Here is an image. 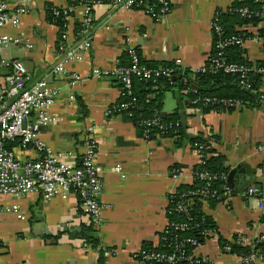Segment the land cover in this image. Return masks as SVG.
<instances>
[{"label":"crops","instance_id":"obj_1","mask_svg":"<svg viewBox=\"0 0 264 264\" xmlns=\"http://www.w3.org/2000/svg\"><path fill=\"white\" fill-rule=\"evenodd\" d=\"M9 1L14 7L27 9V13L18 29L0 31L22 40L10 46L4 56L22 61L34 80L49 76L51 86L63 93L52 109L57 121L41 130V139L49 150L72 153L79 165L86 152V137H92L104 181L101 203L105 224L95 229L75 195L49 202L40 193L18 200L3 199L5 204L19 205L25 220L13 215L1 217L0 264H98L99 249L87 246L82 238L89 227L94 229L92 235L99 248L117 250L105 264H142L134 257L145 245L159 246L160 234L168 224L169 196L179 187L193 184L195 168L201 163L192 144L146 140L129 115L110 114L123 93L116 70L131 47L143 62L174 63L183 71H198L212 55L211 23L215 16L240 0H172L169 16L160 21L142 10L95 6L90 19L95 33L93 48L82 63L68 67L72 73L87 77L75 87L68 77L53 74L61 57V31L47 18L49 6L63 8L70 0ZM81 17L78 11L69 21L70 44L78 40L76 27ZM244 29L253 35L242 47L245 57L253 64L264 61V21L257 27L238 30ZM93 70L108 76L92 78ZM260 93L263 97L256 109L237 108L233 113L205 116L199 110L187 111L188 139L215 136L213 148L224 157L230 171L248 167L241 168L229 194L223 193L217 203H203V211L214 220L218 235L196 248L192 257L210 264H244L242 258L222 252L220 239L234 242L240 236L251 240L264 236V210L256 196H248L252 187L264 190L263 79ZM179 106L172 93L166 94V115L174 114ZM188 107L185 100L181 111ZM13 152L21 161L40 158L30 147L17 146ZM116 167L122 168V174L114 172ZM254 264H264V257Z\"/></svg>","mask_w":264,"mask_h":264},{"label":"built area","instance_id":"obj_2","mask_svg":"<svg viewBox=\"0 0 264 264\" xmlns=\"http://www.w3.org/2000/svg\"><path fill=\"white\" fill-rule=\"evenodd\" d=\"M163 9L161 15L155 19L160 21L169 16L172 7V0H161ZM107 5L110 9H133L140 8L146 14L152 17L153 9L147 4V0H110L108 2L102 0H91L78 7L66 6L63 8L54 7L63 11L66 21H69L74 15L81 11V27L83 31L78 40L74 44L69 43L68 26L62 33L60 41L61 57L58 59L53 68V74L58 76H66L70 79V85L75 87L77 84L87 80V77L72 73L68 67L72 64L82 63L89 52L92 50L95 33L91 27L90 19L95 6ZM27 13V9L23 7H14L9 0H0V31L5 29H18L21 26L22 17ZM244 17H250L247 9L241 11ZM153 18V17H152ZM213 37V51L208 63L201 67L198 71H191L190 80H195L197 73H205L209 69L213 71H222L226 74L239 75L241 78V86L245 89L249 88V73L255 71V67H247L229 63L224 57L223 51L233 45L243 47L244 43L237 37L230 39L215 40V36L221 38L223 29L219 25V13L215 16L211 23ZM22 40L18 37L7 33H0V71L5 70V74H0V223L1 217L13 215L18 220H25L21 208L17 204H5L3 199H22L34 193H40L46 202L51 201L55 197H61L64 200L75 195L80 200V209L83 214L88 217L95 229L101 228L105 224L103 217L104 207L101 203V195L104 189V181L101 170L97 165L98 149L92 137H86V152L80 158L77 165L72 153H54L49 150L41 139V130L57 121L53 115L52 109L62 91L59 88L51 86L49 76L34 80L32 72H30L24 63L17 59H8L4 56V52L12 45H19ZM132 61L131 68L119 67L116 70L115 77L120 82L123 92L131 95L133 90L132 75L139 70V58L134 48L127 51ZM180 63V62H179ZM140 72L145 81H150L155 77L165 73L169 76L173 71L149 70L141 68ZM264 80V71L259 70ZM108 76L102 71L93 70L91 77L95 79H104ZM74 99V95L70 96ZM210 102L209 99L205 100ZM230 106L240 107V104L228 102ZM128 110V106H120L119 104L112 107L110 114L120 115ZM147 128L156 127L161 130L164 126L160 124L158 119L147 121ZM149 134V131L146 132ZM158 139L160 136L157 135ZM20 141L23 147H30L40 154L38 160H19L13 151H8L6 145L8 142L14 143ZM196 153L200 157L201 165L205 163L207 156L203 154V148ZM122 168L116 167L114 172L122 174ZM201 180L211 181L213 177L208 173L199 175ZM230 191L227 189L226 194ZM202 203L208 202L209 192L202 191L198 193ZM215 195V194H213ZM222 195L217 196L219 199ZM248 196H256L260 203V208L264 210V190L252 187L248 190ZM178 211H184L183 206L178 207ZM170 213L169 209L167 214ZM170 228L168 224L163 231L167 233ZM175 230L185 231L187 225H175ZM160 239V237H159ZM257 240V241H256ZM251 240L240 236L239 242L243 245H253L254 242H264V236ZM188 242L196 248L200 247L197 241L188 240ZM103 254L104 260H108L117 254V250L99 248ZM229 251V249H226ZM2 248L0 246V253ZM264 254L254 253L247 260L249 264H254L258 259H262ZM138 262L147 264L150 262H169L174 263L177 260H191V255H185L179 252L178 255H162L156 253H148L141 250L134 257Z\"/></svg>","mask_w":264,"mask_h":264},{"label":"trees","instance_id":"obj_3","mask_svg":"<svg viewBox=\"0 0 264 264\" xmlns=\"http://www.w3.org/2000/svg\"><path fill=\"white\" fill-rule=\"evenodd\" d=\"M91 0H70V7H78L81 4ZM108 2L110 0H102ZM147 4L152 7V17L157 19L161 15L163 4L161 0H147ZM141 7L135 10H140ZM243 9H247L250 17H244L241 13ZM64 12L57 10L53 6L47 9L48 22L57 26L62 33L67 29L69 23L64 17ZM219 25L223 29L220 37L215 36V40L230 39L237 37L241 41L246 42L253 38L249 30H238L249 27H257L264 21V2L258 0H240L235 2L226 11H219ZM83 31L81 24L76 27L77 36ZM139 58V70L132 75L133 90L129 95L122 93L120 106L127 105L128 110L124 113L129 115L132 122L136 126L141 138L146 140L171 139L177 145L190 143L197 150L202 147L203 154L207 156L205 163L199 165L194 171V182L192 185H184L179 187L175 194L169 196L168 209L170 213L167 218L170 228L167 233L160 234L159 246L145 245L143 250L148 253H156L162 255H178L184 252L185 255L193 254L195 247L188 240L197 241L199 244H205L209 239L218 235L217 225L214 220L207 216L203 211V203L200 201L199 192L208 191V202L217 203L220 199L217 197L225 193L228 189L227 179L230 169L226 166L223 156L218 154L213 148V143L217 142L215 136H209V139L202 135L196 139H188V129L186 125L187 111L199 110L205 116L210 113H233L237 108L256 109L260 106L263 94L260 93L262 88V75L259 70L264 71V61L256 64L251 63L246 57L242 47L233 45L227 47L224 51V57L229 63L255 67L256 70L249 73V88L245 89L241 86V78L239 75L226 74L222 71L208 70L205 73H197L195 80L189 79V71H183L174 63L151 64L143 62L139 52L136 50ZM122 68H131L132 61L130 54L126 52L121 60ZM141 68L156 70L173 71L169 76L162 73L161 76L155 77L150 81H145L140 72ZM181 75V78L179 76ZM196 88H195V87ZM172 93L180 106L174 114L163 117L166 94ZM209 99L210 102L205 100ZM187 100L189 107L186 111H181V104ZM233 102L239 103L240 107H233L227 104ZM158 119L160 124L164 126L161 130L156 127L147 128L145 123ZM149 131V134L146 132ZM17 146L22 147L20 141L14 143L8 142L6 149L13 151ZM196 150V149H195ZM208 173L213 177L211 181L201 180L199 175ZM215 194V195H213ZM183 206L184 211H178V207ZM175 225H187L185 231H176ZM93 228L89 227L82 233V238L87 246L93 249H99V242L92 234ZM257 241V240H256ZM220 248L223 253L236 255L243 259L244 264H249L247 260L254 253L264 254V242H254L253 245H243L239 242V237L234 242L220 239ZM229 249V251H226ZM98 264H105L103 254L100 252ZM147 264H210L205 259L193 258L187 260H177L174 263L169 262H150Z\"/></svg>","mask_w":264,"mask_h":264},{"label":"water","instance_id":"obj_4","mask_svg":"<svg viewBox=\"0 0 264 264\" xmlns=\"http://www.w3.org/2000/svg\"><path fill=\"white\" fill-rule=\"evenodd\" d=\"M179 78H181V75L179 76ZM195 87V86H194ZM196 88V87H195ZM163 117L166 116L165 113L162 114ZM241 168H248L246 165H242V167L240 168H235V169H232L229 173V176H228V189H234V186H235V180L236 179H239L240 177V174L242 173L241 171ZM248 184V182H247Z\"/></svg>","mask_w":264,"mask_h":264}]
</instances>
